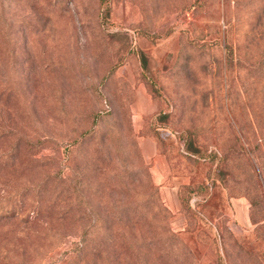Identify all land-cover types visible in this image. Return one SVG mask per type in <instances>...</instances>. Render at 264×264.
I'll use <instances>...</instances> for the list:
<instances>
[{
  "label": "rangeland",
  "instance_id": "rangeland-1",
  "mask_svg": "<svg viewBox=\"0 0 264 264\" xmlns=\"http://www.w3.org/2000/svg\"><path fill=\"white\" fill-rule=\"evenodd\" d=\"M107 5L0 0V264H263L264 1Z\"/></svg>",
  "mask_w": 264,
  "mask_h": 264
},
{
  "label": "trees",
  "instance_id": "trees-1",
  "mask_svg": "<svg viewBox=\"0 0 264 264\" xmlns=\"http://www.w3.org/2000/svg\"><path fill=\"white\" fill-rule=\"evenodd\" d=\"M100 2H103L105 4V7L104 9L108 11V0H99ZM264 1V0H262ZM101 17L103 18V20L105 19L106 17V12H102L101 13ZM141 55V56H140ZM139 55V58L141 60V62H143V66H144V58H143V55L140 54ZM260 138H263L264 140V136L260 137ZM264 143V141H263ZM263 149H264V146H262ZM185 151L188 152L189 154H193V155H196L198 157H204V153L201 152L198 153V148H188V147H185ZM264 152V150H263ZM261 156V161L259 160V162H256V164L254 165L253 167V170H252V177H254L255 179V183H256V187H258V190L262 187L263 190H264V155L261 153L260 154ZM11 216H14V215H11ZM91 231L88 232V230H82L80 231L79 233V241H78V244H79V247L77 248V251L80 253L82 251V249H84L85 245H86V242L88 240V234L90 235ZM102 234H103V240H101V242H107V244L109 245V248H108V251L109 253H111L113 251V249L111 248H115V245H114V240H115V232H113V230L111 231H102ZM107 250V249H106ZM113 255L114 253L110 256L109 258V261L113 259ZM264 264V262H263Z\"/></svg>",
  "mask_w": 264,
  "mask_h": 264
}]
</instances>
